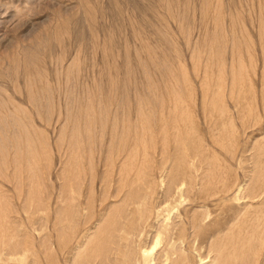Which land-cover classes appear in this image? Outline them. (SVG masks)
I'll return each mask as SVG.
<instances>
[{"label":"rangeland","instance_id":"obj_1","mask_svg":"<svg viewBox=\"0 0 264 264\" xmlns=\"http://www.w3.org/2000/svg\"><path fill=\"white\" fill-rule=\"evenodd\" d=\"M263 211L264 0H0V264H261Z\"/></svg>","mask_w":264,"mask_h":264},{"label":"bare ground","instance_id":"obj_2","mask_svg":"<svg viewBox=\"0 0 264 264\" xmlns=\"http://www.w3.org/2000/svg\"><path fill=\"white\" fill-rule=\"evenodd\" d=\"M30 152V151H29ZM194 181V180H193ZM262 189V188H261ZM76 209V208H75ZM263 214H264V211H263ZM260 216V215H259ZM263 219H264V216H263ZM67 241V240H66ZM161 242V238H160V236L157 238V241H156V243L154 244V246L151 248V249H149L148 251L146 250V252H147V255L148 256H151L152 255V253L157 249V247L159 246V244H161L160 243ZM170 245V244H169ZM258 247H259V250H261L262 252H263V255H261V256H263V259H262V261H261V264H264V224H263V227H262V230H261V232H260V234H259V236H258ZM177 252V251H176ZM229 257V256H228ZM235 257V256H234ZM229 259L230 258H228V259H226V260H228V262L226 263V264H228L229 263ZM242 259V258H241ZM254 259V258H253ZM235 260V259H234ZM255 260V259H254ZM253 260V261H254ZM245 261H242V263H244ZM247 262V261H246ZM249 263H253L252 261H251V259H249V261H248ZM235 263V262H234ZM241 263V262H240ZM241 263V264H242ZM256 263L257 264H259V260H257L256 259ZM237 264V263H236ZM247 264V263H246Z\"/></svg>","mask_w":264,"mask_h":264}]
</instances>
